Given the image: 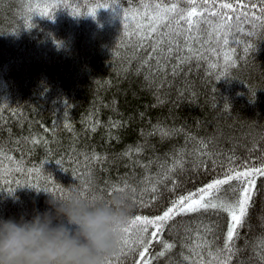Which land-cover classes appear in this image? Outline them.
<instances>
[{"label": "trees", "instance_id": "obj_1", "mask_svg": "<svg viewBox=\"0 0 264 264\" xmlns=\"http://www.w3.org/2000/svg\"><path fill=\"white\" fill-rule=\"evenodd\" d=\"M117 2L0 0V218L30 219L50 197H108L125 182L137 189L156 183V199L147 191L143 204L131 188L124 191L129 219L155 217L230 168L264 165V20L252 19L264 15L262 0H243L249 7L233 15H248L232 21L227 45L210 36L220 19L206 14L193 33L200 39L193 45L188 38L187 46L174 35V21L141 38L147 29L137 32L140 15L155 0ZM221 2L168 0L179 11L205 13ZM124 13H131L127 20ZM177 154V186L159 181ZM235 188L223 186L220 199L233 198ZM256 188L234 264H264V177ZM228 223L217 210L176 217L160 234L176 247L159 256L164 244L153 241L152 264H192L200 249L185 257L197 232L206 236L212 226L223 244ZM132 247L117 244L104 264H134L142 249Z\"/></svg>", "mask_w": 264, "mask_h": 264}, {"label": "snow or ice", "instance_id": "obj_2", "mask_svg": "<svg viewBox=\"0 0 264 264\" xmlns=\"http://www.w3.org/2000/svg\"><path fill=\"white\" fill-rule=\"evenodd\" d=\"M210 2V0H209ZM117 0H113L112 6L118 5ZM104 8L103 5L100 6ZM249 5H245L243 0H238V3H233L232 0L227 2H221L218 5V9L211 13L198 12L196 9L184 12L178 10V5L172 3L169 4L168 0H155L154 3H149L144 7L143 15H140L141 24L137 28V32L141 33L143 29H147L144 32L142 39L147 37L153 38L158 29L161 31L163 28L169 27L174 21L177 27V31L174 33L178 38H183L184 44L187 46L188 38H193V45L200 37H193V33H197L201 27V23L206 14H210L213 17H218L220 23L216 28H213L210 36L215 38L217 43L224 45L228 44L229 35L232 29V21L237 20L240 16H247V12H241L239 16L233 15L237 8H247ZM251 7L255 8V5ZM212 8L216 9L217 5L212 4ZM224 10H229L225 12ZM259 11L264 14V0ZM131 13H124L125 20ZM89 16L95 18L96 13H90ZM252 19L264 20V15L260 17L252 16ZM186 27L187 36L184 34ZM163 43V41H161ZM179 43V41H178ZM158 49H153L149 59L155 56ZM171 54L172 48L166 49ZM192 49L187 47V52H191ZM247 51V49H246ZM199 56V53L195 54ZM194 57H190L192 59ZM230 59V57L228 58ZM184 61L179 60L178 66L182 65ZM172 75H176L173 71ZM205 149L207 144L204 145ZM139 151V149L137 150ZM201 155H207V152H201ZM163 167V166H162ZM183 165L179 160V154H177L174 161L168 165L165 172L158 177L159 181H165L171 179L172 174L180 171ZM258 177H264V165L261 167H252L247 170H240L238 168H230L226 172L224 178H217L211 183H208L204 187L197 189L195 192H189L187 195L179 196L177 199L171 201V205L167 207L162 214L155 217H148L142 215H136L128 220V224L120 229L123 233L122 237L118 241V244H123L124 247L129 248L132 251L136 249L132 247L133 243L142 249L139 251V259L134 261V264H152L151 254L149 252L153 241H159L164 244V250L159 253V256H164L166 252L176 247L173 243H164L160 240V234L170 226L169 222H174L178 216H187L192 213L208 212L209 210L223 211L228 214L229 223L226 234L223 238V244L219 243V237H214V229L209 226L206 231L208 235H203L197 232L198 240L192 242L193 247L189 249V256L185 259H189L192 255L196 254L197 249H200L196 259L192 261V264H234L238 259L241 249L237 246V242L241 238V229L248 222L249 212L253 206L254 197L257 195L256 181ZM151 180V178H149ZM174 186L176 185L175 179H171ZM232 182H236L237 188L233 189L234 197L227 200L220 199V193L223 186L231 185ZM131 188V191L141 197L139 203L143 204L142 197L145 192L151 191L153 193L152 199H156L155 193L158 192V187L155 182H152L150 187H141L139 189L132 187L125 182L123 187L114 185L109 190L108 194L111 195L114 191L124 192ZM83 195V194H82ZM103 198L102 195H95L94 200ZM203 227V226H202ZM190 231V230H187ZM212 239V242L207 241ZM205 252L207 255H205ZM208 257H211L209 260ZM264 259V257H261Z\"/></svg>", "mask_w": 264, "mask_h": 264}, {"label": "clouds", "instance_id": "obj_3", "mask_svg": "<svg viewBox=\"0 0 264 264\" xmlns=\"http://www.w3.org/2000/svg\"><path fill=\"white\" fill-rule=\"evenodd\" d=\"M47 204L30 219L0 218V264H104L132 211L127 192L97 200L72 193Z\"/></svg>", "mask_w": 264, "mask_h": 264}]
</instances>
